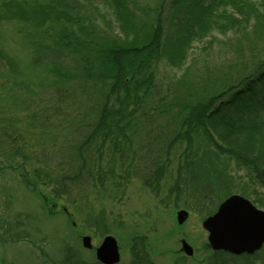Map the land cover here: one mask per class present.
I'll list each match as a JSON object with an SVG mask.
<instances>
[{
	"label": "trees",
	"instance_id": "obj_1",
	"mask_svg": "<svg viewBox=\"0 0 264 264\" xmlns=\"http://www.w3.org/2000/svg\"><path fill=\"white\" fill-rule=\"evenodd\" d=\"M1 1L0 24L18 21L31 26L34 33L48 36L45 40L51 41L50 46L43 42L34 44L32 63L47 65L51 63L47 50L54 54L59 66L51 63L56 80L53 86L61 101L65 97V85L77 79L84 83L83 92L88 88L97 91L89 113L93 120L88 122L87 135L73 152L79 167L63 173L61 191L53 192L59 200L65 198L72 207L79 188L104 187L103 159L108 155L110 165H105L108 172L115 174L118 168L125 171L127 180L137 176L155 194L171 179L178 195L184 189L195 188L197 206H204L208 216L235 191L245 196L246 189L236 188V182L242 179L254 188L253 203L264 206V199L257 191L264 188V62L236 82L204 87L206 97L195 95L185 102L160 95L158 85L161 64L182 69L194 43L216 31L234 30L240 24L235 18L237 14H243V20L250 25L251 16L259 12V3L253 0ZM69 57L74 61L75 75L63 71L62 59ZM0 61L17 66L3 51ZM156 120L160 121L154 127ZM141 125H144L142 129ZM4 135L17 147L12 158H22L28 164L30 157L26 149L18 147L16 138L8 133ZM137 140L146 141L144 153L137 150ZM153 144L158 145V154L152 153ZM90 158L93 167L87 169ZM173 158L177 167L170 171ZM94 167L98 177H94ZM230 169L242 171L246 176L235 179ZM25 175L22 174L23 184L29 188L32 180ZM43 198L50 202L48 197ZM148 247L146 238L134 237L129 264H153ZM262 251L264 248L254 255L240 257L213 252L208 264H234L237 260L254 264L260 260ZM68 261L81 264L71 258Z\"/></svg>",
	"mask_w": 264,
	"mask_h": 264
},
{
	"label": "rangeland",
	"instance_id": "obj_2",
	"mask_svg": "<svg viewBox=\"0 0 264 264\" xmlns=\"http://www.w3.org/2000/svg\"><path fill=\"white\" fill-rule=\"evenodd\" d=\"M253 1L259 3L258 21L257 12L251 16L250 25L243 20V14H237L235 18L240 24L234 30L216 31L194 43L182 69L160 65V95L185 102L195 95L202 96L204 87L229 85L257 70L264 62V0ZM47 37L44 33H34L31 26L22 22L0 24V51L17 65L0 61V264H69L70 258L81 264H100L95 250L83 247L82 237L90 236L93 246L98 247L107 235L118 240L119 264L131 262L130 245L136 236L147 239L153 264H208L213 251L202 226L208 215L204 206H197L195 188L184 189L178 195L171 179L155 194L137 176L127 180L124 170L116 168L115 174L108 172L106 166L110 163L106 155L104 187L79 188L72 207L65 198L59 200L53 194L62 189L63 173L79 167L73 152L87 135L88 122L93 120L89 113L97 91L88 88L83 92L84 83L77 79L65 85V97L59 99L53 86L56 80L52 64L59 66L54 54L47 50L52 64L32 63L34 44H51L45 40ZM62 61L64 72L77 73L70 57ZM159 121L156 120L154 127ZM4 133L16 138L20 149H26L30 157L28 164L22 158H12L17 147ZM140 138L146 140L145 136ZM145 144L146 141H136L140 153L145 152ZM151 149L158 154V145L153 144ZM90 167H93L91 158L87 169ZM176 167L173 158L169 169L174 171ZM94 168V177H98L97 167ZM229 172L235 179L246 176L242 171L230 169ZM23 173L32 180L29 188L23 184ZM247 182L246 179L236 182V188L246 189L243 196L253 202L254 188ZM257 191L264 199V188ZM234 194L241 195V191ZM257 206L264 210V206ZM180 210L189 213L182 226L177 223ZM182 239L194 248L193 257L181 253ZM234 264L245 263L237 260ZM254 264H264V251Z\"/></svg>",
	"mask_w": 264,
	"mask_h": 264
},
{
	"label": "water",
	"instance_id": "obj_3",
	"mask_svg": "<svg viewBox=\"0 0 264 264\" xmlns=\"http://www.w3.org/2000/svg\"><path fill=\"white\" fill-rule=\"evenodd\" d=\"M189 218V213L181 210L177 213L179 225ZM203 228L209 233L208 242L213 251H224L235 256L253 255L264 246V210L258 209L250 200L240 195H232L218 208V211L203 222ZM83 247L93 249L92 238L82 239ZM182 251L189 257L194 249L182 240ZM96 258L101 264H119L120 247L114 236H106L96 248Z\"/></svg>",
	"mask_w": 264,
	"mask_h": 264
},
{
	"label": "bare ground",
	"instance_id": "obj_4",
	"mask_svg": "<svg viewBox=\"0 0 264 264\" xmlns=\"http://www.w3.org/2000/svg\"><path fill=\"white\" fill-rule=\"evenodd\" d=\"M200 95H202L201 97H206L207 94H205V93H200Z\"/></svg>",
	"mask_w": 264,
	"mask_h": 264
}]
</instances>
